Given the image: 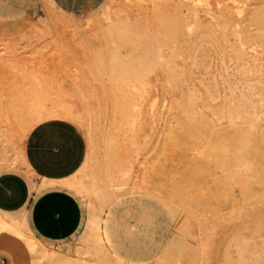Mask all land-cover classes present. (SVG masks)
<instances>
[{
	"label": "bare ground",
	"instance_id": "6f19581e",
	"mask_svg": "<svg viewBox=\"0 0 264 264\" xmlns=\"http://www.w3.org/2000/svg\"><path fill=\"white\" fill-rule=\"evenodd\" d=\"M41 10L32 31L24 33L25 43L23 34L22 43L0 40V160L14 163L36 123L49 118L73 123L87 149L82 167L65 184L85 198L89 219L65 252L5 221L0 229L25 240L32 264H115L97 234L105 209L132 191L152 192L186 222L191 264H264L261 146L252 144L253 162L238 166L256 190L245 201L251 209L231 201V185L244 197L241 186L224 178L212 161L215 144L238 130L264 137V0H110L86 26L98 30L134 18L159 39L171 27L168 42L177 45L170 55L177 69L171 67L170 79L165 73L167 79L162 75L164 80L155 77L139 86L104 77L90 53L91 36L78 29L80 21L59 17L48 5ZM192 34L198 41L186 43V57L207 76L196 90L195 72L177 60L184 36ZM211 51L217 54L212 66L205 60ZM172 250L167 260L176 254Z\"/></svg>",
	"mask_w": 264,
	"mask_h": 264
},
{
	"label": "rangeland",
	"instance_id": "374dc122",
	"mask_svg": "<svg viewBox=\"0 0 264 264\" xmlns=\"http://www.w3.org/2000/svg\"><path fill=\"white\" fill-rule=\"evenodd\" d=\"M66 2L76 20L83 24L82 26L78 22L80 33L91 36L92 46L90 53L92 58L104 70L109 81L118 85L139 86L145 80L160 79L165 73L169 79L171 74L173 76V70L175 69H171V67H176L170 55L171 50L173 51L177 48V45L173 43L175 47L170 43L171 27L166 29L165 37L163 36L160 39L156 31H153L148 24L134 18L122 21L113 20L105 23L97 30V27L86 26L85 20L100 13L101 10L98 5L93 2L89 3L87 0H66ZM40 6V0H0V35L10 38L27 29L40 13ZM93 10L95 12H92ZM57 20L63 24L61 18H57ZM91 28H94V30ZM169 36L170 39L168 38ZM195 37L193 34L184 36L185 40L182 45L185 48L183 46L181 48L185 50L179 49L183 50L180 52L184 55L180 53L181 57L177 58L178 61L180 60L179 62L191 67L192 71L195 72L199 84L195 81L192 86L193 90H196V87L199 89L207 83L206 73L192 66L190 60L187 59L188 44L186 45V43H191L192 41L193 44H196L198 40ZM208 55L205 60L210 62L212 66L216 61L217 54L211 51ZM162 62L163 68L161 66ZM161 71L165 72L161 73ZM165 75L162 77L167 79ZM163 78L160 80H164ZM187 88L190 89L189 92H192L190 86H187ZM255 143H258L262 148L263 156L260 159L264 162V137L258 135L255 137L250 136L247 131L238 130V134L217 142L212 150L213 164L222 168L223 177L233 179L241 186V193L244 197L240 195L238 186L232 184L230 189V199L238 206L245 207V201H248L256 192L254 185L250 182L249 174L238 168L245 160H248L249 163L253 162L250 159L253 155L252 144ZM241 197L245 198V200H242ZM76 199L82 209V219L78 230L68 239L59 242H51L37 236L43 243L57 250L65 251L66 247H71L76 242L83 231L84 221L83 201ZM247 207L251 209L249 208L250 206ZM247 207L245 208L247 209ZM171 209L169 210V207L152 192L132 191V193L122 195L108 209L104 222L105 237L109 248L118 260L115 264H191L189 260L190 253L188 254L190 252L188 249L190 246L189 229L186 230L185 228H188V226L185 221L182 223V220H179V215L177 216L176 214L174 216L176 219H174V214L170 212L172 211ZM242 209L241 211H243ZM231 237L232 234H230L229 243L232 242ZM170 248L176 254H173V259L171 257L167 260L165 254ZM88 263L95 264L93 261H88L86 264Z\"/></svg>",
	"mask_w": 264,
	"mask_h": 264
},
{
	"label": "crops",
	"instance_id": "0c3cea01",
	"mask_svg": "<svg viewBox=\"0 0 264 264\" xmlns=\"http://www.w3.org/2000/svg\"><path fill=\"white\" fill-rule=\"evenodd\" d=\"M40 1L42 9L43 5H48L57 16L77 21L66 0ZM87 1L98 5L101 13L110 0ZM36 21L37 18L27 29L10 38L0 35V40L11 39L22 43L18 38L23 34L20 39L25 43L27 37L24 36L32 31L29 30L33 29ZM93 61L108 80L98 62ZM32 127L14 163L5 165L0 160V221L16 225L41 243L38 237L51 242L64 241L78 230L81 223L82 209L78 198L83 201L84 210L80 238L89 219L88 205L85 198L65 182L74 178L84 163L87 149L85 138L76 125L61 118L44 119ZM120 197L105 209L97 233L106 250L114 257L105 237L104 222L108 209ZM32 263L25 240L14 232L0 229V264Z\"/></svg>",
	"mask_w": 264,
	"mask_h": 264
}]
</instances>
